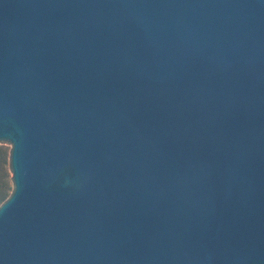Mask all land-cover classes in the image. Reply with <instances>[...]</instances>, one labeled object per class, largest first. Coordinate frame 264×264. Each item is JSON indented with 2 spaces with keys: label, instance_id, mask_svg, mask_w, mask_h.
<instances>
[{
  "label": "water",
  "instance_id": "1",
  "mask_svg": "<svg viewBox=\"0 0 264 264\" xmlns=\"http://www.w3.org/2000/svg\"><path fill=\"white\" fill-rule=\"evenodd\" d=\"M0 264H264V0H0Z\"/></svg>",
  "mask_w": 264,
  "mask_h": 264
},
{
  "label": "trees",
  "instance_id": "2",
  "mask_svg": "<svg viewBox=\"0 0 264 264\" xmlns=\"http://www.w3.org/2000/svg\"><path fill=\"white\" fill-rule=\"evenodd\" d=\"M8 152L0 147V204L10 195L11 185L7 171Z\"/></svg>",
  "mask_w": 264,
  "mask_h": 264
},
{
  "label": "rangeland",
  "instance_id": "3",
  "mask_svg": "<svg viewBox=\"0 0 264 264\" xmlns=\"http://www.w3.org/2000/svg\"><path fill=\"white\" fill-rule=\"evenodd\" d=\"M0 147H3L7 152H8V158H7V171L9 173V180H10V185H11V191H12V179H11V172H10V167H9V153L11 149V143L7 140H1L0 141Z\"/></svg>",
  "mask_w": 264,
  "mask_h": 264
}]
</instances>
